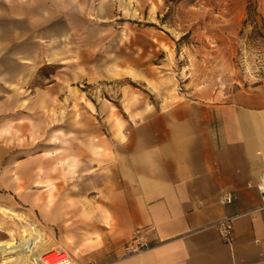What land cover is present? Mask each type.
I'll return each mask as SVG.
<instances>
[{"label":"rangeland","instance_id":"obj_1","mask_svg":"<svg viewBox=\"0 0 264 264\" xmlns=\"http://www.w3.org/2000/svg\"><path fill=\"white\" fill-rule=\"evenodd\" d=\"M246 2L60 0L58 16L40 26H0V206L23 213L0 211V241L26 227L41 229L43 251L63 248L41 205L57 169L66 170V150H99L100 138L120 137L128 116L153 106L224 97L264 78V26L256 14L258 29L242 26ZM256 3L264 17V0ZM14 69L26 70V85L5 82ZM29 261L0 256V264Z\"/></svg>","mask_w":264,"mask_h":264},{"label":"crops","instance_id":"obj_2","mask_svg":"<svg viewBox=\"0 0 264 264\" xmlns=\"http://www.w3.org/2000/svg\"><path fill=\"white\" fill-rule=\"evenodd\" d=\"M13 1L0 0V26L22 20L36 27L58 16L60 0L47 11L43 0ZM26 80L25 69L5 75L10 84ZM125 120L120 137L100 138L99 150H66V170L53 177L56 194L52 189L49 206L41 205L56 242L75 262L264 264L256 186L264 173V78L224 97H185ZM224 190L233 195L226 204L219 201ZM20 213L15 218L23 219ZM226 214H238L228 241L213 226ZM136 227L146 228L149 246L124 256Z\"/></svg>","mask_w":264,"mask_h":264},{"label":"built area","instance_id":"obj_3","mask_svg":"<svg viewBox=\"0 0 264 264\" xmlns=\"http://www.w3.org/2000/svg\"><path fill=\"white\" fill-rule=\"evenodd\" d=\"M260 194V207H264V173L260 175V178L256 184ZM233 200V195L229 191H221L219 194V201L222 204L229 203ZM238 214L222 215L217 218L213 226L219 231L222 237L228 241L231 238L233 229V222ZM149 246V240L147 236V230L144 227H136L132 231L130 238L125 241L122 246V255H132L145 250ZM41 264H74L71 255L63 248H51L44 251L40 255Z\"/></svg>","mask_w":264,"mask_h":264},{"label":"bare ground","instance_id":"obj_4","mask_svg":"<svg viewBox=\"0 0 264 264\" xmlns=\"http://www.w3.org/2000/svg\"><path fill=\"white\" fill-rule=\"evenodd\" d=\"M0 211L4 214L14 217H19L21 215L20 212L10 210L8 207L4 206H0ZM43 252L44 251L42 250V242L39 239V234L34 232L29 234L26 228H23L18 239H10L5 243L0 242V256L12 254L14 256L20 257L23 260L28 257L32 259V264H41L40 255Z\"/></svg>","mask_w":264,"mask_h":264},{"label":"trees","instance_id":"obj_5","mask_svg":"<svg viewBox=\"0 0 264 264\" xmlns=\"http://www.w3.org/2000/svg\"><path fill=\"white\" fill-rule=\"evenodd\" d=\"M253 14L258 15L259 21L261 22V26H264V17H262V15L257 12L256 0H247L245 17L242 20L243 27H245L247 23H251L253 25L254 30L258 29V18H255Z\"/></svg>","mask_w":264,"mask_h":264}]
</instances>
